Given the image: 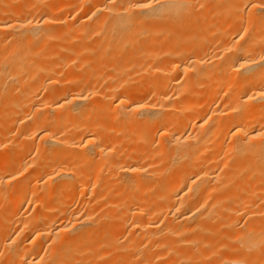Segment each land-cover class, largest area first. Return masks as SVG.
<instances>
[{"label": "bare ground", "instance_id": "obj_1", "mask_svg": "<svg viewBox=\"0 0 264 264\" xmlns=\"http://www.w3.org/2000/svg\"><path fill=\"white\" fill-rule=\"evenodd\" d=\"M0 264H264V0H0Z\"/></svg>", "mask_w": 264, "mask_h": 264}]
</instances>
